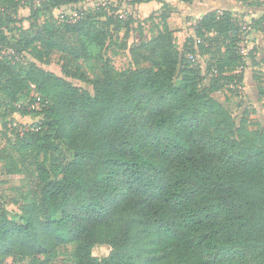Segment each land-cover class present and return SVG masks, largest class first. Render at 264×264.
<instances>
[{
  "label": "trees",
  "instance_id": "1",
  "mask_svg": "<svg viewBox=\"0 0 264 264\" xmlns=\"http://www.w3.org/2000/svg\"><path fill=\"white\" fill-rule=\"evenodd\" d=\"M85 1L0 0V52L7 28L18 32L13 53L0 57V169L35 182L19 220L0 206V264H59L68 245L67 264H264V129L250 128L245 112L237 122L211 96L243 80L240 20L231 9L205 13L199 38L181 50L164 16L156 34L128 46V29L121 42L113 33L123 19L54 15ZM25 5L29 29L19 17ZM256 23L264 32V12ZM112 45L129 49L134 68L115 67ZM200 53L215 71L207 87ZM55 54L66 77L93 93L38 64ZM83 62L101 64V74L91 79ZM252 62L264 96V63ZM14 114L39 119L23 127ZM97 245L109 254L95 256Z\"/></svg>",
  "mask_w": 264,
  "mask_h": 264
},
{
  "label": "rangeland",
  "instance_id": "2",
  "mask_svg": "<svg viewBox=\"0 0 264 264\" xmlns=\"http://www.w3.org/2000/svg\"><path fill=\"white\" fill-rule=\"evenodd\" d=\"M167 2H169V5L157 12H153L154 9L150 6L154 4L136 8V6H132L127 1L118 2L117 0H87L78 4L56 8L53 12L55 17L60 21L68 18L69 20H73L79 16L78 14L81 11L91 12L93 16L101 21L107 19L112 21L116 18L123 19L126 25L118 31L115 30L113 33L115 37L118 35L117 39L121 42V38L124 37L128 29L126 39L128 46L150 39L160 29L162 18L166 16L170 28L175 32L178 47L183 50L186 38L189 36L199 38L195 34V26L205 13L217 9H231L240 20L242 35L236 47L243 57L246 68L243 71L242 81L237 78L235 82L224 86L221 90L212 92L211 96L229 108L237 122L240 121L245 112L249 114L250 128L264 129V96L260 95L258 83L253 77L254 66L252 62L253 59H256L260 63H264V32L259 29L256 23V19L264 12V0H196L193 3L167 0ZM157 3L156 5H162L161 2ZM30 14L31 10L26 5L19 9V17L24 19L22 26L25 29H29L31 26L30 20L27 19ZM7 32L9 35V45H12L15 43L18 32L13 26L7 28ZM9 45L2 49L0 57L4 58L6 55L13 53V47ZM106 54L112 57L113 63L118 70L134 68L131 67L129 49H119L116 45H112L107 49ZM210 58L211 54L208 53H200L195 58V63L202 69L203 87H207L210 84L212 73L215 72L208 69ZM38 64L45 70L66 77L62 71L63 60L60 54L53 55L51 62L48 64ZM82 67L91 79L101 74V64L83 62ZM260 69H264V64ZM234 73H238L237 75L240 77L242 75V67H239ZM66 78L93 93V86L91 84L72 77ZM262 86L264 87V79H262ZM13 119L15 123L23 127H30L36 124L39 117L34 118L30 115L21 116L14 114ZM4 133L5 128L0 118V145L4 144L7 140ZM9 137L13 139L12 134H8ZM34 186V180L25 174L7 175L0 169V206L7 208L10 216L19 220L20 205L26 198L32 196ZM72 249V245L60 247V256L57 260L59 264L68 263ZM109 252L110 247L107 245H97L93 250V254L98 257L107 256ZM6 264L23 263H15L13 258L9 257L6 260Z\"/></svg>",
  "mask_w": 264,
  "mask_h": 264
},
{
  "label": "crops",
  "instance_id": "3",
  "mask_svg": "<svg viewBox=\"0 0 264 264\" xmlns=\"http://www.w3.org/2000/svg\"><path fill=\"white\" fill-rule=\"evenodd\" d=\"M165 1H167V0H165ZM157 2H159V1H152V2H149V3L136 4V5H132V6H136V8H140L141 6H144V5L154 4V5H150V6H152V8L154 9L153 12H156V11H158L161 8V5L160 6L159 5H156V4H158ZM180 2H182V1H180ZM183 3H185V2H183Z\"/></svg>",
  "mask_w": 264,
  "mask_h": 264
},
{
  "label": "built area",
  "instance_id": "4",
  "mask_svg": "<svg viewBox=\"0 0 264 264\" xmlns=\"http://www.w3.org/2000/svg\"><path fill=\"white\" fill-rule=\"evenodd\" d=\"M198 43L200 42V40L197 41ZM192 57V56H191Z\"/></svg>",
  "mask_w": 264,
  "mask_h": 264
}]
</instances>
